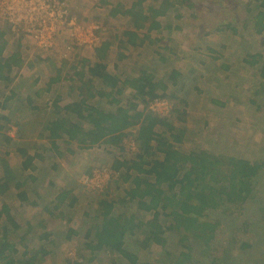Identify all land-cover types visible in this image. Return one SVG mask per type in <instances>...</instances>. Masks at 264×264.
Segmentation results:
<instances>
[{"label": "rangeland", "instance_id": "1", "mask_svg": "<svg viewBox=\"0 0 264 264\" xmlns=\"http://www.w3.org/2000/svg\"><path fill=\"white\" fill-rule=\"evenodd\" d=\"M225 1L189 0L191 8L184 6L177 7V11L169 10L159 21L164 26L170 25V28L152 30L151 40L146 39L139 46L119 43L126 17L108 16L116 0H67V3L76 19H85L84 22H94L100 26L101 40L96 48L104 41L110 42L105 59L110 73L124 78L136 75L140 67L147 66L155 69L158 78L165 81L167 90L164 98L168 110L160 115L175 130L169 133L166 128L158 127L157 132L163 142L172 143L177 151L192 154L198 159L215 156L225 160L236 157L261 163L264 161V92L257 96L256 91L262 82L259 65L264 63V31L257 33L255 28L260 1L244 0L245 3H241V0H230L238 6L232 12L225 10L224 14L219 15V11L224 10ZM130 3L131 0L121 1L122 9ZM152 3L151 0L146 1L147 5ZM245 8H248V12ZM177 15L185 18L178 19ZM228 22L230 26L223 28ZM177 26L181 27L178 29ZM215 26L222 30L215 32ZM0 29L8 32L11 27L5 21L0 24ZM3 39L6 41L4 57L18 52L22 65L11 68L9 82L0 81L1 100L12 93L17 96L6 109H0V115H12L9 123L0 122L3 127L0 133L10 139L8 143L0 140V154L6 155L17 180L22 181L30 174L37 179L36 182L25 183L21 189L26 192V202H20L17 197L20 189H10L0 195V208L7 205L23 232L28 223L33 235L23 244L16 243L18 253H23L24 247L31 251L40 247L35 234L40 231L39 223L44 221L49 236L44 246L51 253L40 257L36 264H131L114 252L101 251L93 256L84 247L85 231L98 224L99 218L96 217L100 213V201L107 199L114 203L112 215L121 216L118 222L122 223L127 218L132 224H142L141 228L134 230L135 234L125 238L126 250L137 257L135 264H165L161 247L154 243L146 245L143 240V230L158 231L150 227L154 220L153 213L140 209L137 201L121 202L124 191L131 185L120 181L118 172L113 169L115 160L124 161L134 156L135 129L124 137L121 151L104 143L80 149L75 142L63 144L62 141L57 142L63 152L61 157L49 151L45 122L52 117L55 105L61 109L80 100L79 81L80 78L83 82L89 79L88 68L97 60L96 48L74 49L68 57L63 58L62 46L46 52L35 48L29 39L20 40L17 47L16 39L9 32ZM158 55L166 60L161 61ZM256 55L258 57L251 59ZM253 60H258V65L251 66L249 63ZM170 70H177L181 74L174 85L168 80ZM57 76L60 77L59 82L47 89L49 80ZM90 84L95 91L100 89L96 80L93 79ZM129 93V89L125 90L123 97H130ZM30 99L31 104L28 103ZM101 106L106 107L104 103ZM61 114H64V110ZM178 131H183L184 138L181 143L175 144L172 135ZM18 145L24 147L27 155H40L41 158L35 159L34 172L24 173L20 169L23 155L16 152ZM161 157L156 154V158ZM52 166H56L55 169ZM103 170H107L111 176L108 174L109 181L102 190H93L89 184H84L85 177ZM0 175H3L1 167ZM49 181L54 184L51 189H48ZM62 190H70L69 196L75 200L68 206V197L60 208L54 210L55 197ZM35 191L39 192L41 199L35 200ZM34 201L39 204L31 205ZM45 206H48L47 211L43 210ZM50 213L55 215L53 219ZM215 217V214H211L207 220L216 221ZM218 220L221 225L216 229L217 246H221L220 240L226 243L242 236L241 231H236L241 222L251 224L243 237L250 248L243 252L237 264H264V173L248 196L244 211L237 219L238 224L229 226L233 220L229 215L228 222L226 218ZM157 221L166 227L170 218L162 213ZM68 226L81 232L65 240ZM2 227L3 222L0 223V233ZM169 234L165 230L164 236ZM176 240L177 236H171L168 244L174 247ZM199 258L202 264H208L210 260L202 255Z\"/></svg>", "mask_w": 264, "mask_h": 264}, {"label": "trees", "instance_id": "2", "mask_svg": "<svg viewBox=\"0 0 264 264\" xmlns=\"http://www.w3.org/2000/svg\"><path fill=\"white\" fill-rule=\"evenodd\" d=\"M151 1L153 3L147 5L146 0H136L126 9H122L121 4H115L111 7L108 16L126 17L128 24L119 38L121 45L126 46L125 43L130 46L143 44L146 39H149L152 30L160 31L162 28H170V25L164 26L159 21L160 18L167 15L169 10L177 11V7L184 6L191 8L189 0ZM241 1V3H245L244 0ZM257 1H260V4L257 5L260 9L255 16V28L257 33H261L264 31V0ZM225 2L224 10L219 11V15L224 14L225 10L232 12L233 8L238 6L230 0ZM67 5L69 6L68 3ZM68 8L71 12L70 15H73L70 7ZM245 9L248 12V8ZM177 17L181 19L183 16L177 15ZM77 21L82 22L79 19ZM228 26H230V22L226 23L223 28H228ZM180 27L177 26L178 29ZM213 30L215 32L221 31L222 28L215 26ZM230 31L236 32L235 29ZM8 32L16 39L17 47L20 45V40L29 39L24 33L11 32L10 29ZM8 32L0 29V81L3 82L10 81L9 72L11 68L22 65V59L18 52H12L9 56L4 57L6 41L3 38ZM60 46L64 51L65 41L63 39L60 44L52 49L41 51L52 52ZM109 47L110 42L104 41L95 49L97 62L95 61L88 68L89 79L83 82L80 78L79 81L80 100L61 109L56 105L54 106L52 117L45 122L44 126V131H46L49 140V151H53L58 157H61L63 152L57 145L59 141H62L63 144L75 142L80 149L104 143L121 151L123 150L121 145L124 137L130 130L135 129L134 142L137 152L131 159L115 160L113 169L118 172L120 181L131 185L124 191L121 202L137 201L140 209L153 213L154 220L150 227L158 231L143 230L142 235L145 244L159 245L163 252L162 261L165 264H202L199 258L201 255L203 258H210L208 264H229V262L237 264V260L243 255V252L250 248L243 241V237L251 224L246 221L241 222L236 231H241L242 236L226 243L220 240L221 246H217L216 229L221 225L218 219L226 218L227 221L229 215L233 219L229 226L238 224L237 219L241 217L244 211V204L248 196L251 194L256 181L264 173V161L252 163L236 157L222 160L215 156L198 159L192 154L177 151L172 143L163 142L157 128L164 127L169 133L175 129L164 117L149 109V103L156 97H164L167 84L163 79L158 78L155 69L147 66L140 67L136 75L124 78L110 73L105 63ZM255 57L258 56H252L251 59ZM159 59L161 61L166 60L163 57ZM258 63V60H253L249 64L255 66ZM259 70L262 82L256 91L257 96L264 92V63L259 65ZM78 75L81 76L82 74L78 73ZM167 75L168 80L173 85L176 79L181 77L177 70H170ZM93 79L100 85V89L97 91L90 84ZM59 80V76L51 78L47 84V89ZM127 89L131 91L130 97H123L124 91ZM16 97L12 93L4 97L3 100L0 99V109H6L8 103ZM95 98L96 101H94ZM252 102L256 103L254 100ZM261 102H263L262 98ZM28 103L31 104L32 100L30 99ZM103 103L106 107L101 106ZM62 110H64L63 115L61 114ZM72 114L74 117H71ZM10 118H12L11 114L8 116L0 115V122L9 123ZM2 130L3 127L0 125V132ZM183 135V131H178L177 134L172 135L173 143H181L184 138ZM0 140L10 142V139L1 133ZM16 152L23 155L20 169L24 173L25 171L34 172L36 170L35 159L41 158L40 155L37 153L27 155L24 147L20 148L19 145ZM157 153L162 157L156 158ZM0 167L3 173L0 175V195L5 194L10 189H20L17 197L20 202H26L28 200L26 192L21 189L25 183L36 182L37 179H34L30 174L26 175L22 181L17 180L4 153L3 155L0 154ZM55 167L52 166L53 169ZM48 183V189L54 187L52 182L49 181ZM164 185L165 187H163ZM173 190L174 192H172ZM69 194L70 190L58 192L52 209L60 208L66 198L70 197ZM35 197V200L41 199L39 192L35 191ZM74 200L70 197L68 206H71ZM38 204V201L31 203L33 206ZM100 206V213L96 217V219L99 218L98 224L92 225L85 231L84 247L90 250L93 256L101 253V251L114 252L131 264H135L137 257L131 251L126 250L125 238L132 233L135 234L134 230L141 228L142 224H132L127 218L122 223L118 222L117 220L121 216L114 217L112 215L114 203L111 200L103 199L100 201ZM47 208L48 206H45L43 210L47 211ZM10 210L7 205H2L0 208V223L3 222L0 233V263L36 264L40 257L51 253V250L44 246L49 239L48 233L45 231L44 221L39 223L40 231L35 234L40 247L35 251L24 247L23 253H18L16 243L23 244L25 239L32 238L33 235H31L28 223H26V230L23 232L21 225L14 220ZM162 213H166L170 218L166 227L157 221ZM211 214H215L216 221L207 220ZM54 217L55 215L50 213V218L53 219ZM4 221L6 222L5 225ZM165 230L170 233L166 237L164 236ZM80 232V229L68 226L65 240ZM171 236H177L174 247L168 244V238ZM253 243L255 246L257 245V243ZM90 260L92 261V259Z\"/></svg>", "mask_w": 264, "mask_h": 264}, {"label": "built area", "instance_id": "3", "mask_svg": "<svg viewBox=\"0 0 264 264\" xmlns=\"http://www.w3.org/2000/svg\"><path fill=\"white\" fill-rule=\"evenodd\" d=\"M68 7L66 0H0V19L8 22L11 32L24 33L39 50L52 49L63 39L62 57L66 58L74 49L96 48L101 40L100 26L79 23ZM149 109L161 115L167 113V100L156 97L150 101ZM132 148L134 155L136 144ZM108 174L107 170L95 171L83 182L93 190H102L109 181Z\"/></svg>", "mask_w": 264, "mask_h": 264}, {"label": "crops", "instance_id": "4", "mask_svg": "<svg viewBox=\"0 0 264 264\" xmlns=\"http://www.w3.org/2000/svg\"><path fill=\"white\" fill-rule=\"evenodd\" d=\"M122 2L124 1V0H121ZM121 1L120 0H116V3L115 4H121ZM147 1V0H146ZM136 2V0H131V3H130V5L129 4H127L128 6H126L124 9H126V8H128V7H130L133 3H135ZM85 21V19L82 21V22H84ZM4 23L5 21L4 20H2V19H0V24L1 23ZM126 23V25H125V27L124 28H127L128 27V24H127V21H125ZM127 26V27H126ZM152 37H150L149 36V39H151ZM129 184V183H128Z\"/></svg>", "mask_w": 264, "mask_h": 264}]
</instances>
